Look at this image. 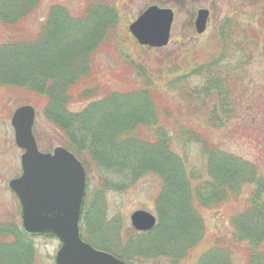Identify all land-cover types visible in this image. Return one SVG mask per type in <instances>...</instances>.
<instances>
[{
  "label": "trees",
  "instance_id": "1",
  "mask_svg": "<svg viewBox=\"0 0 264 264\" xmlns=\"http://www.w3.org/2000/svg\"><path fill=\"white\" fill-rule=\"evenodd\" d=\"M40 2L0 0V87L17 105L31 103L43 113L49 128L45 133L35 127L37 139L53 136L51 142L75 153L89 175L99 167L130 170L136 181L160 180L158 226L150 233L135 231L118 251L112 242L102 250L131 264H182L204 240L202 210L238 201L254 185L246 211L231 224L234 241L245 246L247 264H264V165L225 151L207 130L225 129L237 119L238 87L255 52L261 45L264 50V38L244 28L242 15L234 13L205 45L156 50L158 58L144 50L146 72L120 35L115 0H85L77 15L55 6L39 31L31 32L26 24ZM252 19L264 26L261 18ZM107 51L115 54L129 91L101 83L97 62ZM156 64L168 71L157 72ZM74 102L88 104L73 113ZM194 116L207 121L197 126ZM196 145L207 159L203 170L190 162L189 149ZM102 228L99 224L94 231L100 234ZM8 234L0 228V240ZM84 237L89 241L85 232ZM4 247L5 259L12 261L16 251ZM230 252L225 243L216 244L197 264H233Z\"/></svg>",
  "mask_w": 264,
  "mask_h": 264
},
{
  "label": "rangeland",
  "instance_id": "2",
  "mask_svg": "<svg viewBox=\"0 0 264 264\" xmlns=\"http://www.w3.org/2000/svg\"><path fill=\"white\" fill-rule=\"evenodd\" d=\"M85 5V0H41L35 14L29 19L26 27L31 32H38L50 11L55 6L67 8L73 15L79 14ZM121 14L119 26L120 35L136 65L141 71L148 72L149 68L144 60L148 53L144 50L155 52L157 49L142 46L130 32V25L137 17L151 6L173 9L175 20L172 28L170 44L164 48L167 51L179 50L184 46L193 47L205 45L214 28L225 22L231 14L242 15L241 24L244 28H254L264 38V26L256 23L252 18L257 16L264 20V0H115ZM207 9L211 12L210 28L204 35H199L195 28L198 11ZM1 40V39H0ZM112 49V48H111ZM110 49V51H111ZM108 52V51H107ZM111 56V57H109ZM158 58V55H156ZM113 52H108L105 57L97 62L101 83L108 85L111 90L129 91L131 85L125 83L124 72L117 65ZM157 72L166 73L167 67L160 69L156 64L152 66ZM247 77L240 83L237 91L239 104L238 117L225 129L218 131L213 128L207 130L214 133L222 149L234 153L251 163L263 166L264 161V50L261 45L254 54V58L246 68ZM170 80V79H169ZM174 102H178V95L173 94ZM18 100L4 88L0 87V228L10 231L6 239L0 240V264H56V256L61 247L59 240L45 237H31L22 231L21 205L16 195L10 190L9 183L12 179L22 174L20 150L15 141V131L12 126L14 112L23 105H31L36 109L37 119L35 127L45 133L49 124L43 113L31 103L17 105ZM88 103H73L69 110L73 113L81 112ZM177 115L175 114L176 118ZM197 126H203L202 119L193 118ZM205 128L203 127V130ZM50 133V132H48ZM48 135V134H47ZM49 136V137H48ZM40 136L39 145L43 152L59 147L52 143L53 136ZM63 147V146H62ZM190 162L203 170L207 159L203 157L198 145L189 149ZM88 173V196L86 212L88 219L84 220L85 235L95 247L104 249L109 243L115 250L129 242L127 238L133 236L135 229L131 224L133 213L139 210L149 211L158 217L156 198L160 192V180L149 176L134 180L131 171L117 172L93 167ZM254 185L244 189L238 201H231L220 208L202 210L205 224V237L202 244L189 255L182 264H197L200 257L216 244L225 243L232 253L233 264H247L248 258L243 244L234 241V228L231 222L235 216L246 211L247 200ZM102 225L100 234L94 230ZM91 225V226H90ZM12 231V232H11ZM99 231V230H98ZM234 241V242H233ZM131 244V243H130ZM2 245V249H1ZM11 247L17 254L13 260L7 262L4 257V246ZM118 251V250H117ZM14 253V252H13ZM21 254V255H20ZM230 257V256H229ZM22 258V260H21ZM146 264H149L146 263ZM152 264V263H150Z\"/></svg>",
  "mask_w": 264,
  "mask_h": 264
},
{
  "label": "water",
  "instance_id": "3",
  "mask_svg": "<svg viewBox=\"0 0 264 264\" xmlns=\"http://www.w3.org/2000/svg\"><path fill=\"white\" fill-rule=\"evenodd\" d=\"M210 12L199 11L196 29L205 33ZM175 14L172 9L151 6L131 25L130 32L142 46L164 48L170 43ZM36 109L31 105L18 108L12 118L23 174L10 182V189L22 207L23 230L33 236L58 238L62 246L56 264H129L114 255L95 249L85 242L81 223L88 190L84 164L71 151L58 147L43 153L34 135ZM133 227L148 232L157 218L148 211L131 217Z\"/></svg>",
  "mask_w": 264,
  "mask_h": 264
}]
</instances>
